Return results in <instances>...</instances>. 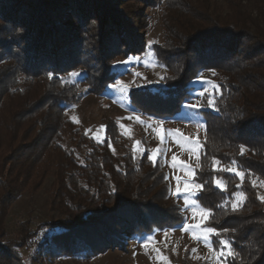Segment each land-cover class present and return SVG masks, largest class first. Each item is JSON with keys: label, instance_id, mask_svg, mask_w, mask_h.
<instances>
[{"label": "trees", "instance_id": "trees-1", "mask_svg": "<svg viewBox=\"0 0 264 264\" xmlns=\"http://www.w3.org/2000/svg\"><path fill=\"white\" fill-rule=\"evenodd\" d=\"M135 1L0 0V264H91L127 237L180 224L165 173L146 149L118 152L123 134L114 119H103L102 136L93 137L67 114L85 95L108 89L119 60L147 48L165 72L162 85L144 91L171 111L131 100L143 113L180 112L202 71L219 85L215 107L200 109L205 131L194 181L204 187L195 200L211 209L208 226L228 230L211 238L217 251L227 239L239 254L226 264H264V0H164L163 37L150 43L137 34ZM213 157L252 175L237 189L240 178L214 171ZM50 170L47 219L20 222L10 237L11 204ZM237 191L247 200L233 212Z\"/></svg>", "mask_w": 264, "mask_h": 264}, {"label": "rangeland", "instance_id": "rangeland-1", "mask_svg": "<svg viewBox=\"0 0 264 264\" xmlns=\"http://www.w3.org/2000/svg\"><path fill=\"white\" fill-rule=\"evenodd\" d=\"M148 1H151L148 6L146 3H137V0L133 2V5L141 6L137 11L138 17L134 20V25L142 41L146 43L161 41L162 12L165 2L164 0ZM121 61H129V63L127 65L118 63ZM118 62L114 66L116 77L108 89L100 95H85L79 104L68 108L67 114L82 130L93 137L102 136L100 126L103 119H114L123 134L117 148L118 152L129 149L138 155L146 149L151 155L159 148L162 154L156 161L165 173V183L169 189L167 201L179 206L182 221L172 228L154 229L139 237H127L123 248L111 247L106 254L93 260L91 264H199L201 262L218 264L215 253L210 251L203 240L193 239L190 231L181 230L185 222L190 225L197 222L192 218L191 205L188 207L185 205L186 199L195 200L196 193L174 194L178 186L177 177L180 178L181 189L184 188L186 181L194 180L195 168L199 163L200 140L205 131L200 109L213 107L191 108L189 105L207 104L208 94L214 93L211 72L202 71L191 83L190 97L183 104L180 112L161 118L153 114H145L131 104L133 100L138 106L157 114H160L158 111L161 113L171 111L167 102L159 101L158 98L144 91L162 85V76L165 72L164 68L156 63L151 50L147 48L142 54ZM201 78L204 81L203 86L200 82ZM82 85L84 86V83ZM125 85H127L126 90ZM205 90V95H197ZM130 93L131 99H129ZM136 117L140 119L137 120ZM161 133L165 136L163 142L160 139ZM135 141L142 142L137 149H134ZM174 154L178 157V161H184L191 166L192 176L188 175V168L172 161ZM53 182L54 173L50 170L43 177L38 188H26L13 201L6 219L10 237L17 234L20 222L30 220L33 227L47 219V199ZM222 260L223 264H226L225 259Z\"/></svg>", "mask_w": 264, "mask_h": 264}, {"label": "snow or ice", "instance_id": "snow-or-ice-1", "mask_svg": "<svg viewBox=\"0 0 264 264\" xmlns=\"http://www.w3.org/2000/svg\"><path fill=\"white\" fill-rule=\"evenodd\" d=\"M118 63L127 65V63H129V61H121V62H118ZM125 70H127V69H125ZM73 75H77V73H73ZM134 75H139V73H134ZM49 78H52V74H49ZM200 82H201V84L203 86L204 81H203L202 78H201ZM126 88H127V85L124 86L125 90H126ZM218 88H219V85L213 83L214 91L216 89H218ZM205 94H206V90L197 93V95H199V96H203ZM208 96H209V99L207 100V104L206 105L191 104V105H189V107H191V108H200V107L207 106V107H213L214 108L215 107L214 93L208 94ZM136 119L139 120L140 118L136 117ZM101 127H103V126H101ZM176 131H178V130H176ZM164 138H165L164 134L161 133V135H160L161 142H163ZM187 139L191 140V138H187ZM192 142L193 143H198V141H192ZM141 143H142L141 141H135L134 142V149H137ZM244 151H245V146L241 145L240 146V154L243 155ZM161 154L162 153H161L160 149L157 148L149 156V159L153 163H155L157 157L159 155H161ZM172 161L173 162H179L180 165L188 168V175L192 176L191 166L187 165L184 161H178V157L175 154L172 156ZM174 166H175V164H174ZM196 167L200 168V164L197 163ZM211 167H212V169L214 171H217V172H230V173H233L235 176L239 177L240 180H241V184L236 185L237 189L242 187L243 182H244V178H245L246 175H252V173L250 171L246 172L244 170H241L239 164L236 161H232L230 166H224V165H222L221 161H219L215 157H213L212 158ZM176 179L178 181V186H177L174 194L184 192V193H187V194H190V195H194L196 192H198L199 190H201L204 187L203 184L196 183V182H194V180H192V181H186L185 184H184V188L181 189L179 187L180 178L177 177ZM214 183L219 188H221L222 190H226L227 189V182L224 181L221 177H216L215 180H214ZM251 183H252L253 186H255L256 185V180L255 179L252 180ZM261 184L264 185V182H261ZM258 199H260L261 201H264V196H259ZM246 200H247V195H246L245 192L237 191V192L232 193V198H231V201H230L232 211L236 212L237 210H239L242 207L243 202L246 201ZM227 203H229V201L225 202V204H227ZM185 205H186V207L191 205L190 210H191V213H192V218H193V220H196L197 222L193 223L191 225L185 222L183 224V226H182V229H181L182 231H190L192 233V238L193 239L203 240L205 245L207 247H209L210 251L215 253V258L218 261V264H223L222 258L223 259H227V257L235 258L237 255H239L232 248L230 240L221 239L219 241V245L220 246H219V250L218 251H217L216 248H214L212 246V244L210 242L211 238L213 236H220L222 231L223 232H227L228 230L227 229L221 230V229H218V228H214V227L208 226V221L210 220V218L213 215L211 209L200 205L197 200L189 201V200L186 199Z\"/></svg>", "mask_w": 264, "mask_h": 264}]
</instances>
